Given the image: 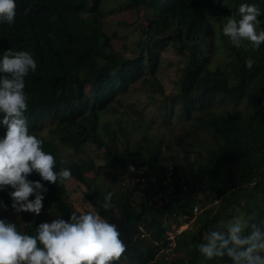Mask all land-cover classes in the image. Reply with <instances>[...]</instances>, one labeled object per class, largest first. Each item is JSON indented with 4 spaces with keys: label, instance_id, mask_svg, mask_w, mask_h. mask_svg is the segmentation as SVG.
I'll return each mask as SVG.
<instances>
[{
    "label": "trees",
    "instance_id": "16d2710c",
    "mask_svg": "<svg viewBox=\"0 0 264 264\" xmlns=\"http://www.w3.org/2000/svg\"><path fill=\"white\" fill-rule=\"evenodd\" d=\"M15 3V22H0V59L10 49L28 51L36 60V71L25 77L29 132L54 156L55 172L68 168L76 187L84 186L79 193L86 206H70L65 181L59 177L51 183L33 172L28 179L39 180L47 189L40 213L14 210L12 188L5 186L0 189V219L35 235L40 223L93 212L116 225L121 237L144 222L148 239L136 238L126 247L130 264H144L165 245L160 243L169 224L178 225V216L190 214L188 194L207 198L208 192L218 203L206 205L202 200L193 228L177 236L175 256L168 264H232L227 256L206 260L198 248L209 232L227 229L234 214L264 230V43L256 49L244 39L236 47L222 29L230 17L240 18L239 7L247 3L261 10L257 31L264 30V0ZM124 9L135 14L143 9L145 19V25L137 24L138 38L129 55L114 47L116 34L104 28L106 16ZM171 47L184 64L178 70L177 92L164 95L159 103L163 123L174 119L187 132L197 130V148L171 132L174 138L161 135L154 140L140 127V143L135 145L133 121L123 116L120 96L135 84L147 88L150 96L162 93L157 71L161 53ZM249 58L254 61L251 68L245 66ZM5 132L0 123V138ZM87 144L101 151V163L85 153ZM172 147H180L179 153H167ZM169 187L172 194H164ZM109 193L112 198L106 201ZM152 264L167 261L158 255Z\"/></svg>",
    "mask_w": 264,
    "mask_h": 264
},
{
    "label": "clouds",
    "instance_id": "9594fccd",
    "mask_svg": "<svg viewBox=\"0 0 264 264\" xmlns=\"http://www.w3.org/2000/svg\"><path fill=\"white\" fill-rule=\"evenodd\" d=\"M239 14L238 20L231 17L227 20L223 34L236 47L246 39L259 49L264 43V30L257 31L261 10L254 4L243 3ZM15 18V0H0V22L11 25ZM253 63L249 58L245 66L251 68ZM36 69V60L28 51L9 49L0 59V73L7 74L0 76V114L3 115L0 123L6 126V132L0 138V189L11 186L9 195L14 210L38 215L47 189L39 180H29V175L35 172L42 180L56 183L58 177L61 182L71 180L72 173L68 168L55 172L54 156L43 151V141L29 132L24 116L29 100L25 77ZM33 195L35 198L30 199ZM111 198L112 193H109L105 200ZM187 204L190 206L189 202ZM103 207L108 209L109 204L105 202ZM178 217L182 222L169 224L160 243L165 245L144 264L155 263L158 255H164L168 264V259L175 256L176 238L183 230L193 228L195 216L190 212ZM163 221L167 222L166 219ZM139 226L145 229L144 236H141ZM137 227L136 232L121 237L116 225L101 218L100 214L73 213L70 220L57 218L50 223H40L36 234L28 235L17 231L15 223L0 219V264H130V252L126 247L136 238L148 239L149 235L144 222ZM249 227L251 230L246 232ZM168 231L174 233L173 238L167 237ZM128 235L130 241L126 243ZM204 239L206 242L199 245L198 251L206 260L227 256L232 264H264V230L255 224L248 225L239 217L228 224L226 231L213 230ZM170 242L173 245H169Z\"/></svg>",
    "mask_w": 264,
    "mask_h": 264
},
{
    "label": "rangeland",
    "instance_id": "374dc122",
    "mask_svg": "<svg viewBox=\"0 0 264 264\" xmlns=\"http://www.w3.org/2000/svg\"><path fill=\"white\" fill-rule=\"evenodd\" d=\"M143 12L144 10L140 9L137 14H135V12L124 9L120 12L105 17L104 28L106 32L108 34H116V38L113 39L112 43L115 48L122 50L125 55H129L132 52L131 48L135 47V41L138 38L139 33L137 30V24L140 23L145 25ZM124 45L129 46V49H124ZM183 64L184 61L181 55L176 53L172 47L167 48L161 53L159 70L157 71V78L161 83L162 93L155 92L150 96L147 88L142 89L138 84H135L132 89L120 96L123 104L119 108L123 112V116L131 118V121H133V128L130 130V132H132L131 141L133 144L137 145L140 143V138L136 135L140 133V127L141 129L145 130L154 140L159 138L161 135H165V137H173L172 135H178L185 137L189 143L194 145V148H197L195 137L197 136L198 131L191 130L196 132H187L188 128L186 126L180 125L179 122H176L174 119L167 123V125L166 123L164 124L162 110L159 106V103L164 95L177 92L175 82L178 78V70L183 66ZM261 104H264V99L261 100ZM133 109L137 113H134ZM84 149L85 153L91 155L97 161V163H101L103 161L101 151H99L94 145L87 144ZM164 149L166 150L165 146L163 147V150ZM168 150L167 153L174 151L178 154L180 147H172ZM63 151L66 150L63 149ZM105 179L107 180V178ZM64 184L67 191L65 200L72 208L83 210L86 204L84 201H82V193L79 192H82L84 186L80 185V187L77 188V182L74 178H71L69 181H65ZM235 218L236 217L234 214L232 219ZM224 231H226V229H224ZM181 255L184 257L185 251H182Z\"/></svg>",
    "mask_w": 264,
    "mask_h": 264
},
{
    "label": "built area",
    "instance_id": "2783aa9c",
    "mask_svg": "<svg viewBox=\"0 0 264 264\" xmlns=\"http://www.w3.org/2000/svg\"><path fill=\"white\" fill-rule=\"evenodd\" d=\"M181 188H182V190L187 191V188L185 185H182ZM172 192H173L172 188L169 187L165 190L164 194L169 195L170 193L172 194ZM204 194L207 195V198L202 193H198V192H191L186 197V201L190 203V212H191L192 216H196L198 214V212L201 211L202 200H205L206 205H215L218 203L219 200L215 196L209 195L210 193H208V192H204ZM139 230H140L141 236H144L145 235V229L142 226H139ZM175 232H178V230H176ZM167 237L173 238L174 233L168 231ZM169 245H173V243L170 242ZM167 251H169V250H167Z\"/></svg>",
    "mask_w": 264,
    "mask_h": 264
}]
</instances>
